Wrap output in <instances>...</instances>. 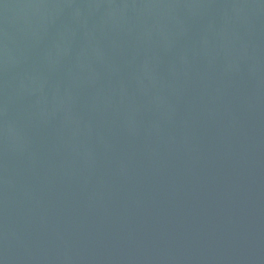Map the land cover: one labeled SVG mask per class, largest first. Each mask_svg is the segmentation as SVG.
I'll return each mask as SVG.
<instances>
[{"label":"water","instance_id":"obj_1","mask_svg":"<svg viewBox=\"0 0 264 264\" xmlns=\"http://www.w3.org/2000/svg\"><path fill=\"white\" fill-rule=\"evenodd\" d=\"M0 264H264V0H0Z\"/></svg>","mask_w":264,"mask_h":264}]
</instances>
